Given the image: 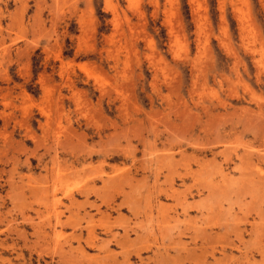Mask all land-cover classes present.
I'll list each match as a JSON object with an SVG mask.
<instances>
[{"label": "rangeland", "instance_id": "rangeland-1", "mask_svg": "<svg viewBox=\"0 0 264 264\" xmlns=\"http://www.w3.org/2000/svg\"><path fill=\"white\" fill-rule=\"evenodd\" d=\"M0 264H264V0H0Z\"/></svg>", "mask_w": 264, "mask_h": 264}, {"label": "bare ground", "instance_id": "bare-ground-1", "mask_svg": "<svg viewBox=\"0 0 264 264\" xmlns=\"http://www.w3.org/2000/svg\"><path fill=\"white\" fill-rule=\"evenodd\" d=\"M246 26V25H245ZM239 31V30H238Z\"/></svg>", "mask_w": 264, "mask_h": 264}]
</instances>
